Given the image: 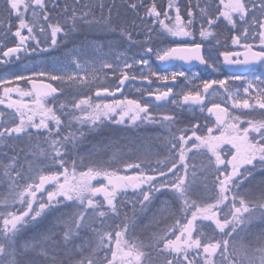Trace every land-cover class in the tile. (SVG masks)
Returning <instances> with one entry per match:
<instances>
[{
    "label": "snow or ice",
    "instance_id": "snow-or-ice-1",
    "mask_svg": "<svg viewBox=\"0 0 264 264\" xmlns=\"http://www.w3.org/2000/svg\"><path fill=\"white\" fill-rule=\"evenodd\" d=\"M0 188V264H264V0H3Z\"/></svg>",
    "mask_w": 264,
    "mask_h": 264
},
{
    "label": "rangeland",
    "instance_id": "rangeland-1",
    "mask_svg": "<svg viewBox=\"0 0 264 264\" xmlns=\"http://www.w3.org/2000/svg\"><path fill=\"white\" fill-rule=\"evenodd\" d=\"M56 55L57 56H61V53L60 52H57ZM25 63H27V61ZM152 63H153V67L156 68L158 71H160L159 68L154 63V61ZM22 69H23V65H21L19 68L14 69V70L15 71H20ZM177 70H182V69L181 68H177V69H173L171 71H177ZM170 72H168V73H170ZM103 73H108V77L106 79L104 78ZM168 73H166V74H168ZM211 74H217L218 75L219 73H214L210 69H208L207 72H206V75H211ZM188 75L189 76H192L193 74L188 73ZM101 79L103 80V82L105 84L111 85L113 88L116 86V84H115V77L111 76V70H109V69L102 70ZM197 80H194L193 81V84H196L197 83ZM57 84H58V82L54 83L55 86H57ZM239 85L240 84L238 83L237 86H239ZM183 87H184V84L182 83L180 85V88H183ZM136 88H143V87L136 86V85H130L128 87V89L126 90V92L125 93H121V95H118V97H120L121 99H123L124 97H127L129 99H138V100H141V102H144L146 96H144L142 98L141 95H140L141 93L138 94L137 91H136ZM154 88L164 89V88H161V87H158V86H155ZM84 92H86L87 95H89V96H90V94L93 93L92 90L84 89V90H82V93L81 94H83ZM213 99L215 100V102H222V103L225 104V98L222 95H215ZM107 103H110V102H107ZM173 107L174 106L170 104L168 106L163 107L160 111H162V112H169V111L172 110ZM122 129H125V125L124 126H118V127H115V128H110L108 130V133L109 132H112V131H116L120 136H127V137H134L136 135H140L141 133H143V134H141L140 136H145V135L149 136V134H150L149 132H147V133H144V132H137L136 133L135 132L134 133V132H132L131 129L130 130H126V131H121ZM152 134H153V130H152ZM152 134H150V136ZM152 146L155 147L156 146V142H153V145ZM86 147H88V146H86ZM147 223H148L147 219L143 220L142 223H141V225L136 229L135 233H137V234H134V236L137 237L139 235V237H140L141 234H145L146 236H148L149 235V230H147V229L144 228V224H147ZM152 230H155V229L153 228Z\"/></svg>",
    "mask_w": 264,
    "mask_h": 264
},
{
    "label": "flooded vegetation",
    "instance_id": "flooded-vegetation-1",
    "mask_svg": "<svg viewBox=\"0 0 264 264\" xmlns=\"http://www.w3.org/2000/svg\"><path fill=\"white\" fill-rule=\"evenodd\" d=\"M196 71H199V75H200V77L201 78H204V79H208V78H223V76H225V75H228V74H230V73H228V72H220L218 75L217 74H211V75H206V72H207V70H194V71H192L190 74H193L194 72H196ZM258 73H256L255 75H257ZM246 76H247V78L249 79L251 76H254V74L252 73V72H248L247 74H245ZM182 79V78H181ZM155 81V80H154ZM181 83V82H180ZM199 83V79L197 80V83L196 84H198ZM238 83L239 84H242L243 82L242 81H238V82H236V86L238 85ZM138 93H140V92H138ZM206 104H208L209 106H210V101L209 100H206ZM237 112H239V111H237ZM188 115H190V114H188ZM204 115H206V113L205 114H197V116L199 117V119L201 120V122H203V116Z\"/></svg>",
    "mask_w": 264,
    "mask_h": 264
},
{
    "label": "water",
    "instance_id": "water-1",
    "mask_svg": "<svg viewBox=\"0 0 264 264\" xmlns=\"http://www.w3.org/2000/svg\"><path fill=\"white\" fill-rule=\"evenodd\" d=\"M156 63H157L158 66H160L163 70L166 69L168 66L176 65V64H179L180 66H182V67H183L184 69H186V70H190V69H193V68H196V67H203V66H200V65L195 64V63H193V64H191V65H189V64H184L183 62H180V61H175V62H172V63H170V64H162V63L159 62V61H156ZM229 71H233V70H232V69H229ZM241 72H245V70H241ZM136 82L142 84L141 81H136ZM128 84H129V82L126 81V82H125V85H124V89H125V87H126ZM162 84H165V82H162ZM168 84L171 85V82H168ZM171 86H172V85H171ZM124 89H123V90H124ZM119 93H120V92H119ZM149 98L154 100L153 97H149ZM156 103L166 104V102H156Z\"/></svg>",
    "mask_w": 264,
    "mask_h": 264
},
{
    "label": "trees",
    "instance_id": "trees-1",
    "mask_svg": "<svg viewBox=\"0 0 264 264\" xmlns=\"http://www.w3.org/2000/svg\"><path fill=\"white\" fill-rule=\"evenodd\" d=\"M118 2H119V0H118ZM158 3H160V4H164L165 3V0H158ZM3 8V0H0V9H2ZM221 31H222V36H227L229 33H228V31H227V29H224V28H222L221 29ZM249 42H252V41H249ZM9 43H11V41H9ZM229 46L230 47H235V46H231L230 45V42H229ZM112 101V100H111ZM110 101V102H111ZM118 118V117H117ZM133 129H135V128H133ZM149 131L151 130V128H149L148 129ZM150 133V132H149ZM149 136H150V134H149ZM86 146H88V145H86ZM128 174H131V170H129V173ZM0 192H3V189L2 188H0ZM129 197L131 198L132 197V193L130 192L129 193ZM134 234H137V233H132V235H134ZM137 237H139V235L137 236ZM140 239H146L147 238V236L145 235V234H141L140 235V237H139Z\"/></svg>",
    "mask_w": 264,
    "mask_h": 264
},
{
    "label": "bare ground",
    "instance_id": "bare-ground-1",
    "mask_svg": "<svg viewBox=\"0 0 264 264\" xmlns=\"http://www.w3.org/2000/svg\"><path fill=\"white\" fill-rule=\"evenodd\" d=\"M202 123V127H203V122H201Z\"/></svg>",
    "mask_w": 264,
    "mask_h": 264
}]
</instances>
